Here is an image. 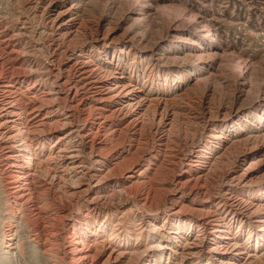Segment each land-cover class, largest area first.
Returning <instances> with one entry per match:
<instances>
[{"label": "bare ground", "instance_id": "6f19581e", "mask_svg": "<svg viewBox=\"0 0 264 264\" xmlns=\"http://www.w3.org/2000/svg\"><path fill=\"white\" fill-rule=\"evenodd\" d=\"M18 1L42 27L27 16L0 27V176L19 205L8 215L34 223L31 241L50 264H264V157L248 163L251 149L264 147V82L237 63L224 74L196 43L198 31L172 24L151 47L170 40L184 49L168 61L188 75V93L210 94L220 81L234 103L254 95L260 124L259 134L233 140L212 112L193 111L181 131L169 99L146 94L111 59L124 52L106 36L120 21L104 33L101 18L87 31L77 14L66 17L73 5L55 13L56 0ZM144 9L137 22L153 12ZM143 162L154 170L124 175ZM187 190L200 200L168 196ZM13 223H3L2 255L17 249Z\"/></svg>", "mask_w": 264, "mask_h": 264}, {"label": "rangeland", "instance_id": "374dc122", "mask_svg": "<svg viewBox=\"0 0 264 264\" xmlns=\"http://www.w3.org/2000/svg\"><path fill=\"white\" fill-rule=\"evenodd\" d=\"M72 5L75 7L71 8ZM147 6L153 9V12L145 21L137 22L136 19L141 16L140 13L146 11L144 8ZM68 7L71 9L66 17L70 16V13L77 14L82 28L87 31L91 27L94 28V24L101 18H103L101 26L104 33L107 32L106 29L113 20L121 22L116 32L111 31L106 35L109 41H112L113 49L118 46L124 50V52H112L111 59L113 58L116 65L122 69V73L135 78L146 94L148 93L151 97L169 99L177 110L180 130L184 129L183 126L185 127L183 119L186 113L210 111L217 119V131L226 133L233 140L248 138L260 133V124L254 117V114L258 112L256 104L253 103L254 99L252 100L254 95L234 103L230 92L220 85V81H216L212 94L205 95L199 89L190 90L188 93L187 90L192 85L191 80L187 78L188 75L184 76L180 65H173L168 61V57L180 54L184 49L179 47L178 43L163 40L154 50L151 47V40L161 37L164 39L167 29L172 24L180 25L181 29L191 33L192 36L198 31L196 43L218 56L215 68L220 63L221 70L227 74L228 69L233 68L236 63L239 66H249L250 79L254 84L260 85L264 82V0H73V2L56 0L53 4L55 13L69 9ZM29 12L26 10V2L0 0V27L3 22L15 26L20 23L17 21L19 16H27L33 28L40 32L42 25L39 18ZM127 28L135 31L126 34ZM134 34L144 35L146 41L131 40ZM44 53L45 50L41 47L38 54ZM175 74L179 76V79L173 77L176 76ZM31 91L34 92L35 89ZM230 110L234 112L232 118L228 121L225 118L221 119L225 113H230ZM218 115H220L219 119ZM201 140V136H196L194 145H199ZM260 147L261 145L251 149L253 156L248 163L264 157V147H261L262 149ZM116 148L117 151L111 156L112 164L121 159L120 154L125 155L130 149L129 143L124 148ZM143 163L142 169H127L124 175L126 177L137 176L141 172L154 170V165ZM180 173V171L177 172V174ZM188 191L169 192L168 196L187 197L189 200L199 199L194 194L195 191ZM11 205L19 206L6 197L0 176V243L5 221L14 222L19 232L17 249H14L12 254H0V264H50L47 255L43 253L39 245L31 241L34 223H28L24 218L17 220L14 216L8 215L10 212L8 207ZM169 206L168 203L162 204L161 207L169 208Z\"/></svg>", "mask_w": 264, "mask_h": 264}]
</instances>
